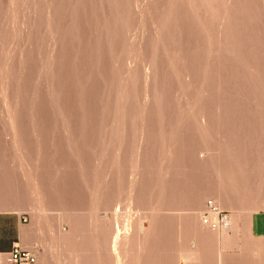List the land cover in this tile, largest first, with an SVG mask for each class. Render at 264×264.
Returning <instances> with one entry per match:
<instances>
[{
  "label": "rangeland",
  "instance_id": "374dc122",
  "mask_svg": "<svg viewBox=\"0 0 264 264\" xmlns=\"http://www.w3.org/2000/svg\"><path fill=\"white\" fill-rule=\"evenodd\" d=\"M262 214L264 0H0V217L37 264H264Z\"/></svg>",
  "mask_w": 264,
  "mask_h": 264
},
{
  "label": "built area",
  "instance_id": "2783aa9c",
  "mask_svg": "<svg viewBox=\"0 0 264 264\" xmlns=\"http://www.w3.org/2000/svg\"><path fill=\"white\" fill-rule=\"evenodd\" d=\"M201 219L212 230L226 228L230 223L228 215L213 200L207 202V210ZM0 264H37V255L33 250L15 243L9 250L0 251Z\"/></svg>",
  "mask_w": 264,
  "mask_h": 264
},
{
  "label": "crops",
  "instance_id": "0c3cea01",
  "mask_svg": "<svg viewBox=\"0 0 264 264\" xmlns=\"http://www.w3.org/2000/svg\"><path fill=\"white\" fill-rule=\"evenodd\" d=\"M22 217L17 216L13 222L0 217V251H7L17 240H21ZM251 231L256 234L264 233V214L253 217Z\"/></svg>",
  "mask_w": 264,
  "mask_h": 264
},
{
  "label": "bare ground",
  "instance_id": "6f19581e",
  "mask_svg": "<svg viewBox=\"0 0 264 264\" xmlns=\"http://www.w3.org/2000/svg\"><path fill=\"white\" fill-rule=\"evenodd\" d=\"M217 205V204H216ZM201 221H202V219H201ZM203 223V222H202ZM232 223V222H231ZM233 223H234V221H233ZM236 225V224H235ZM235 225H234V230H235ZM230 227H231V224H230ZM229 227V228H230ZM232 232H234V231H232ZM235 233V232H234Z\"/></svg>",
  "mask_w": 264,
  "mask_h": 264
}]
</instances>
